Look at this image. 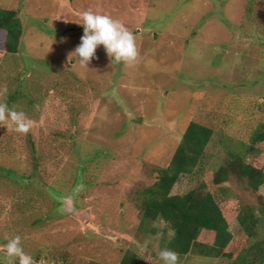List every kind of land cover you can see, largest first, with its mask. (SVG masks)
<instances>
[{
	"label": "rangeland",
	"instance_id": "1",
	"mask_svg": "<svg viewBox=\"0 0 264 264\" xmlns=\"http://www.w3.org/2000/svg\"><path fill=\"white\" fill-rule=\"evenodd\" d=\"M0 7L15 9L24 25L18 50H0V101L33 121L27 134L0 122L7 171L0 264H12L3 245L16 235L36 264H118L120 247L141 264H162L165 223H142L140 191L168 166L190 121L212 135L202 169L183 175L172 193L200 181L215 192L212 171L231 148L264 169V141H250L264 124V0H0ZM87 10L134 34V64L110 62L102 45L88 67L79 63L73 52ZM222 185L235 196L225 202L226 193L220 206L236 256L264 240V213L253 238L236 219L239 206L264 205V183L256 191L236 177ZM38 250L55 259L35 257ZM179 264L233 263L191 254Z\"/></svg>",
	"mask_w": 264,
	"mask_h": 264
},
{
	"label": "trees",
	"instance_id": "2",
	"mask_svg": "<svg viewBox=\"0 0 264 264\" xmlns=\"http://www.w3.org/2000/svg\"><path fill=\"white\" fill-rule=\"evenodd\" d=\"M0 31L5 34L0 42V50L14 54L24 34V25L15 9L0 7ZM211 135L209 127L194 121L188 123L168 166L160 170L155 182L140 191L142 223L163 220L165 226L160 236V249L175 251L179 258L191 254L227 256L233 264H258L264 259V240H255L236 256L228 249L233 235L220 202L226 193L224 201L235 202V196L222 185L230 177L239 179L246 189L256 191L264 183V169L261 165L247 162L241 152L231 148L222 163L212 171V181L218 186L215 192L206 188L205 181H200L183 194L172 193L174 185L183 175H192L194 169L195 172L202 169L205 148ZM250 141L251 145L264 141V124L251 133ZM6 172V169H0L1 175ZM261 213H264V205L260 209L247 204L239 206L237 223L247 236H255ZM202 231L211 233L210 241L199 238ZM35 254V257L46 258L48 262L55 259L53 254L46 256L41 250ZM118 254L121 255L118 264H141L131 249L120 247Z\"/></svg>",
	"mask_w": 264,
	"mask_h": 264
},
{
	"label": "clouds",
	"instance_id": "3",
	"mask_svg": "<svg viewBox=\"0 0 264 264\" xmlns=\"http://www.w3.org/2000/svg\"><path fill=\"white\" fill-rule=\"evenodd\" d=\"M83 35L80 44L74 52L79 63L88 67L96 55V49L103 46L110 62H122L131 66L139 57L136 46V38L125 25L109 15L87 10L82 12ZM0 122L9 123L14 131L27 134L33 121L23 110L9 107L6 102L0 101ZM5 255L11 259L12 264H36L35 259L30 254L24 252L21 237L19 235L10 237L3 245ZM159 258L162 264H179V255L170 249H161Z\"/></svg>",
	"mask_w": 264,
	"mask_h": 264
},
{
	"label": "water",
	"instance_id": "4",
	"mask_svg": "<svg viewBox=\"0 0 264 264\" xmlns=\"http://www.w3.org/2000/svg\"><path fill=\"white\" fill-rule=\"evenodd\" d=\"M17 262V261H16Z\"/></svg>",
	"mask_w": 264,
	"mask_h": 264
}]
</instances>
